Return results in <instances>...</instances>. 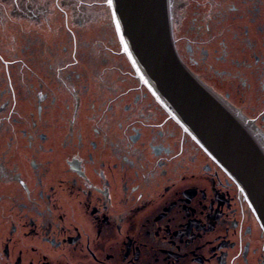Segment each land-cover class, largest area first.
<instances>
[{"label":"flooded vegetation","instance_id":"af4514ba","mask_svg":"<svg viewBox=\"0 0 264 264\" xmlns=\"http://www.w3.org/2000/svg\"><path fill=\"white\" fill-rule=\"evenodd\" d=\"M85 1L0 0V27L35 31L0 42V264H264L243 190ZM170 7L182 62L264 151V0Z\"/></svg>","mask_w":264,"mask_h":264},{"label":"water","instance_id":"95a60500","mask_svg":"<svg viewBox=\"0 0 264 264\" xmlns=\"http://www.w3.org/2000/svg\"><path fill=\"white\" fill-rule=\"evenodd\" d=\"M108 5L138 77L240 186L264 228V151L182 62L170 0H112Z\"/></svg>","mask_w":264,"mask_h":264},{"label":"rangeland","instance_id":"374dc122","mask_svg":"<svg viewBox=\"0 0 264 264\" xmlns=\"http://www.w3.org/2000/svg\"><path fill=\"white\" fill-rule=\"evenodd\" d=\"M92 1H94V0H86L85 1L86 3L84 5H81V7L83 6L82 8H85L88 5V3L92 2ZM103 2L105 3V0H103ZM42 6H44V5H42ZM104 6H105V4H104ZM95 11L96 10L88 11V13L90 15H92ZM99 13L102 14V11ZM103 15H105L108 18V16L105 14V12ZM6 18H7L6 25L3 27H0V33L2 34V36L0 37V42L5 43V41L7 42L9 40L14 41L17 39H21L22 34H25V37H28V38L34 37L35 31H33V25H32L33 22L32 21H28L25 19L22 20V18L17 19V17L14 15H8ZM92 18H93V21L97 20L98 23H100V24H98L100 26H102V22L104 20H106V18L104 17L103 20L101 21V17L98 14L93 15ZM19 22H21L23 25H20ZM40 33L44 37L47 35V32H40ZM13 44H15V43H13ZM8 47H11V45H8Z\"/></svg>","mask_w":264,"mask_h":264},{"label":"snow or ice","instance_id":"6c2138e0","mask_svg":"<svg viewBox=\"0 0 264 264\" xmlns=\"http://www.w3.org/2000/svg\"><path fill=\"white\" fill-rule=\"evenodd\" d=\"M108 2H109V4H111L112 3V0H108Z\"/></svg>","mask_w":264,"mask_h":264}]
</instances>
